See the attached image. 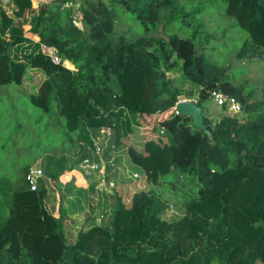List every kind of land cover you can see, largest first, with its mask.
Returning <instances> with one entry per match:
<instances>
[{
	"label": "trees",
	"instance_id": "1",
	"mask_svg": "<svg viewBox=\"0 0 264 264\" xmlns=\"http://www.w3.org/2000/svg\"><path fill=\"white\" fill-rule=\"evenodd\" d=\"M220 1L247 35L236 57L263 58L264 0ZM75 2L8 0L6 8L0 1V85H27L28 68L41 71L28 98L52 110L64 133L75 131L72 139L83 134L90 143L110 129L112 144L125 148L129 167L145 180L158 181L167 152L171 166L199 185L170 217L166 200L151 189L135 190L127 202L119 194L106 222L68 241L51 174L43 171L35 189L0 174V264H264V79L255 90L247 78L235 79L230 64L209 61L195 46L196 37L212 36L194 21L207 0ZM124 11L145 31L180 18L192 34L130 37L128 29L116 30ZM41 43L55 48L58 62ZM174 69L195 84L184 93L201 105L210 136L192 116L174 112L183 91L167 76ZM212 90L234 96L244 117H208ZM155 129L169 137L163 150L157 139L147 140ZM87 154L79 153L76 169Z\"/></svg>",
	"mask_w": 264,
	"mask_h": 264
},
{
	"label": "rangeland",
	"instance_id": "2",
	"mask_svg": "<svg viewBox=\"0 0 264 264\" xmlns=\"http://www.w3.org/2000/svg\"><path fill=\"white\" fill-rule=\"evenodd\" d=\"M7 1L2 0V4L6 8ZM75 1L74 6H77L78 0ZM221 5L220 0H207L206 7L194 18V21L203 23L201 29L208 30L212 34L206 41L203 34L196 37L195 46L209 61L220 65L230 64L236 80L247 78L249 86L259 90L261 81L264 79V57L243 59L236 57V52L247 35L235 23L232 16L224 13ZM122 14V18L116 23V30L128 29L130 37L136 35L167 36L169 33H176L180 36L192 34V28L186 26L184 20L180 18L166 26L160 25L153 31H145L131 14L126 11ZM78 17V13L77 18L74 14V22L82 27V22ZM64 64L71 67L68 61H64ZM26 76L28 77L26 78L27 85L19 86L15 83L0 85V174H6L13 180L17 177L15 187H22L26 185L27 168L39 166L44 172H47L45 174L52 175L51 181L56 186L57 195L61 191L66 193L65 204L67 205L76 194V189L67 190L70 187V180L80 176L79 168L76 169L75 163L73 164L74 160L79 153L83 154L89 145L93 146L94 144L95 148V145L99 143V146H103L102 158L104 162L100 163L99 170L96 171L95 186L91 185L90 190L88 189L84 195L83 193L80 195L81 201L85 204L82 208L85 206L88 208L85 214H89L93 218L96 217L94 222L107 221L116 196L120 194L122 200L127 202L128 196L141 187L153 190L166 200L167 207L164 211L166 217L182 212L185 199L189 194L197 191L199 182L195 176L187 172L180 173L174 169L170 164L167 152H165L166 163L161 164L163 168L161 177L157 182L145 180L140 172L129 167L125 148H117L112 144L113 133L110 129H100L97 136L90 137V143L83 134L81 139H72L75 136V131L64 133L63 123L58 120L52 110L45 112L28 98V92L36 89L43 78V73L28 68ZM167 76L174 85L183 90L180 97H188L184 92L195 86L183 79L179 69L167 71ZM224 111L229 112L226 107L220 108L211 98L205 102L204 112L212 119ZM238 116L244 117V113L240 112ZM153 138L158 141L155 146L157 145L162 150L166 146V141L169 145L168 135L162 134L160 129H155L152 134H147L148 142ZM99 179H102L101 188L96 185ZM110 187L112 188L110 189ZM58 196L62 197V195ZM102 214L105 215L102 216ZM98 216H101L100 220L97 219ZM71 237L72 234L68 233V241Z\"/></svg>",
	"mask_w": 264,
	"mask_h": 264
},
{
	"label": "built area",
	"instance_id": "3",
	"mask_svg": "<svg viewBox=\"0 0 264 264\" xmlns=\"http://www.w3.org/2000/svg\"><path fill=\"white\" fill-rule=\"evenodd\" d=\"M0 1H2V0H0ZM44 1H49V0H44ZM67 4H69V3H67ZM75 18H77V15H75ZM41 48L45 53L50 55V57L53 61H55V62L59 61V57L55 54V48L53 46L47 45L45 43H41ZM209 97L213 100V102L215 104L219 105L220 108L226 107L230 113L237 114V113L242 112L240 102L232 95H228V94H226L220 90H212L209 94ZM181 99H189V100L196 101L195 96L180 97L178 100H181ZM176 102L173 105V110L175 113H180V110L175 107ZM102 148H103V146H101V145L99 146V143H97L95 145V148H94V144L91 147L88 146L87 150H90V154L83 156L80 159V161L78 162V168H79V170H81V172L84 175H86V176L90 175L91 176L95 171L99 170L100 163L104 162V160L102 158ZM94 157H97L98 160H96ZM42 172H43V170L39 166H30L27 169V171L25 173V180H26L27 185L30 189L36 188L39 177L41 176ZM134 174H137V173L134 172ZM97 186L99 188L102 187V179H99ZM100 217L101 216H99L97 219L100 220Z\"/></svg>",
	"mask_w": 264,
	"mask_h": 264
},
{
	"label": "crops",
	"instance_id": "4",
	"mask_svg": "<svg viewBox=\"0 0 264 264\" xmlns=\"http://www.w3.org/2000/svg\"><path fill=\"white\" fill-rule=\"evenodd\" d=\"M38 1V0H35ZM44 1V0H39ZM80 176H76V178H73L70 180V187L67 188V190H75L76 194L72 200L66 205V193L59 192L58 195H62V197L58 196V202L59 206L61 207V212L64 214V228H65V234L67 237V234H72V237L69 238V241H72L75 238V235L79 229H84L90 226L96 219L93 217H90L89 214H85V211H88V208L85 206V208H82L83 201H81V194L84 193L89 189H91V185H94L96 181L95 177L92 176H86L84 175L81 170H79ZM135 171V170H134ZM84 184V186H83ZM80 185L82 186L80 188ZM97 185V184H96ZM95 186V185H94ZM80 188V189H78ZM112 187H110L111 189ZM76 206V209H75ZM74 207V208H73ZM58 212H56L57 214ZM105 214H102L104 216ZM99 217V216H98ZM97 217V218H98ZM68 240V239H67Z\"/></svg>",
	"mask_w": 264,
	"mask_h": 264
},
{
	"label": "water",
	"instance_id": "5",
	"mask_svg": "<svg viewBox=\"0 0 264 264\" xmlns=\"http://www.w3.org/2000/svg\"><path fill=\"white\" fill-rule=\"evenodd\" d=\"M175 107L180 110L181 114L192 116L194 124L202 128L210 136V131L204 123L201 105L193 100L181 99L176 102Z\"/></svg>",
	"mask_w": 264,
	"mask_h": 264
}]
</instances>
